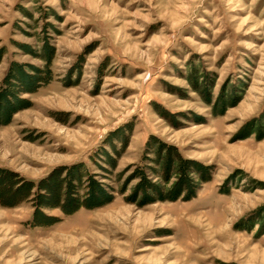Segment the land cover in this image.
Listing matches in <instances>:
<instances>
[{"label":"rangeland","instance_id":"374dc122","mask_svg":"<svg viewBox=\"0 0 264 264\" xmlns=\"http://www.w3.org/2000/svg\"><path fill=\"white\" fill-rule=\"evenodd\" d=\"M44 22L53 80L0 127V167L36 180L85 161L105 174L88 157L130 125L123 174L98 177L126 191L49 227L26 225L28 202L0 205V264H264V0H0V79L10 60L41 64L24 47L40 45ZM192 68L236 105L213 117ZM150 135L211 166L193 199L124 200Z\"/></svg>","mask_w":264,"mask_h":264},{"label":"trees","instance_id":"16d2710c","mask_svg":"<svg viewBox=\"0 0 264 264\" xmlns=\"http://www.w3.org/2000/svg\"><path fill=\"white\" fill-rule=\"evenodd\" d=\"M40 16L44 17L45 12L40 11ZM48 28L54 29L44 22L40 45L34 51L24 47L25 53L41 60L40 65L15 60H10L6 65L0 79V127L9 125L17 112L32 106L25 95L36 93L53 80L51 66L54 48L48 41ZM4 54L5 49L1 48L0 61ZM186 79L193 91L203 97L213 117L223 115L238 102L235 90L227 93L220 91L212 98L209 92L211 80L207 72H197L192 68ZM131 131L132 126L125 125L109 133L102 145L88 157L91 165L105 174H96L85 161L55 168L36 180H28L10 169L0 167V205L11 208L28 202L32 212L26 225L35 228L52 226L79 209L92 210L110 203L115 193L125 194V186H107L98 177L119 179L123 174L113 173V170L128 146ZM254 132L256 138L261 140L264 137V124L255 127ZM131 169L132 174L127 182L136 179V183L124 200L139 208L156 202L189 201L210 180L211 172V166L182 156L176 146L153 135L145 140L140 158ZM51 210L59 211L61 216L46 212ZM259 222L260 235L264 233V222Z\"/></svg>","mask_w":264,"mask_h":264}]
</instances>
